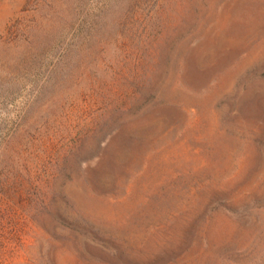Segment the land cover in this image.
I'll use <instances>...</instances> for the list:
<instances>
[{"label": "rangeland", "instance_id": "obj_1", "mask_svg": "<svg viewBox=\"0 0 264 264\" xmlns=\"http://www.w3.org/2000/svg\"><path fill=\"white\" fill-rule=\"evenodd\" d=\"M0 264H264V0H0Z\"/></svg>", "mask_w": 264, "mask_h": 264}]
</instances>
